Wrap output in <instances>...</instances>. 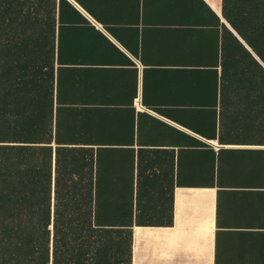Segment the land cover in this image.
Listing matches in <instances>:
<instances>
[{
    "label": "crops",
    "instance_id": "0c3cea01",
    "mask_svg": "<svg viewBox=\"0 0 264 264\" xmlns=\"http://www.w3.org/2000/svg\"><path fill=\"white\" fill-rule=\"evenodd\" d=\"M0 162L49 264H264V0H0Z\"/></svg>",
    "mask_w": 264,
    "mask_h": 264
},
{
    "label": "trees",
    "instance_id": "16d2710c",
    "mask_svg": "<svg viewBox=\"0 0 264 264\" xmlns=\"http://www.w3.org/2000/svg\"><path fill=\"white\" fill-rule=\"evenodd\" d=\"M51 207L46 189L10 180L0 162V264H49L51 241L66 234L51 231Z\"/></svg>",
    "mask_w": 264,
    "mask_h": 264
},
{
    "label": "built area",
    "instance_id": "2783aa9c",
    "mask_svg": "<svg viewBox=\"0 0 264 264\" xmlns=\"http://www.w3.org/2000/svg\"><path fill=\"white\" fill-rule=\"evenodd\" d=\"M136 105L143 107V105H141V102L139 99H136Z\"/></svg>",
    "mask_w": 264,
    "mask_h": 264
}]
</instances>
